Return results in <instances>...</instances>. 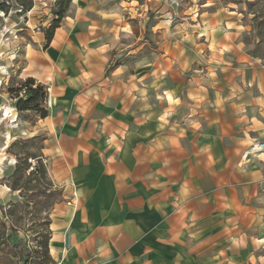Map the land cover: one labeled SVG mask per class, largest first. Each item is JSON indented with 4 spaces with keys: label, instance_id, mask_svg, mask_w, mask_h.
I'll return each instance as SVG.
<instances>
[{
    "label": "crops",
    "instance_id": "crops-1",
    "mask_svg": "<svg viewBox=\"0 0 264 264\" xmlns=\"http://www.w3.org/2000/svg\"><path fill=\"white\" fill-rule=\"evenodd\" d=\"M108 23H85L82 45L69 37L63 51L56 30L47 69L69 73L68 81L51 70L33 75L55 82L43 153L68 194L51 214L53 261L241 264L248 246L264 241V152L251 151L264 141V69L243 80L215 62L193 68L200 74L187 85L145 76L121 83L115 69L106 76L111 52L100 40ZM229 45L217 58L249 62L242 44ZM172 52L189 61L199 55L185 46Z\"/></svg>",
    "mask_w": 264,
    "mask_h": 264
},
{
    "label": "rangeland",
    "instance_id": "rangeland-1",
    "mask_svg": "<svg viewBox=\"0 0 264 264\" xmlns=\"http://www.w3.org/2000/svg\"><path fill=\"white\" fill-rule=\"evenodd\" d=\"M21 3L33 8L24 11ZM66 5L63 0H0V157H5L3 163L0 158V264H30L25 251L37 249L51 221L54 208L47 206L44 197H32L33 191L47 188L48 181L38 173L30 176L27 172L22 176V170L19 175L15 172L31 155H40L39 148L49 145L43 140L51 142V138L40 114L19 111L17 104L29 97L23 85L33 78L36 85H43L47 91L46 98L39 99V107L49 114V87L55 82L41 84L33 77L34 73L41 76L40 73L44 75L51 70L54 76L62 73V81L69 80L66 77L69 73L47 69L55 59L46 48L44 33L54 25L56 13ZM65 16L60 25L62 40L66 39L62 51L71 46L69 37L73 42L77 38V46L82 45L85 23L99 27L100 20L110 21L107 28L102 26L104 37L100 40L111 52L106 76L115 69L116 75H122L118 77L121 83L145 76V82L150 84L187 85L200 74L193 68L211 67L215 62L235 69L243 80L253 79L254 68L264 69V0H72ZM233 37L237 40H231ZM232 41L242 44L249 62L241 65L235 62L233 54L225 59L217 58L216 52L228 49ZM203 44L210 45L212 57ZM174 46H185L188 53L199 55L191 57V61L181 59L172 52ZM87 50L86 46L77 48L82 53ZM181 67L187 69L185 74L177 69ZM17 140L31 142L16 143L10 149ZM42 154L49 170V160ZM28 162L35 166L33 160ZM15 179L24 188L22 194L8 188ZM55 186L53 189L57 191L62 189L67 202L65 190L59 184ZM18 203L21 206L4 212ZM9 236L14 248L3 245ZM256 236L263 238L260 234ZM263 247L264 241L248 246L246 257L243 254L240 257L241 264H264Z\"/></svg>",
    "mask_w": 264,
    "mask_h": 264
},
{
    "label": "trees",
    "instance_id": "trees-1",
    "mask_svg": "<svg viewBox=\"0 0 264 264\" xmlns=\"http://www.w3.org/2000/svg\"><path fill=\"white\" fill-rule=\"evenodd\" d=\"M66 1L67 5L59 10L55 17L56 22L52 27L47 29L45 33V39H46V47H49L50 43L54 39L55 32L58 28H60V25L62 23V20L66 17V12L68 9V5L72 2V0H63V2ZM24 11H30L33 8V5H29V7H25L23 3L20 4ZM23 88L26 89L29 93V97L24 100L20 99L19 103L17 104V109L19 111H28L32 110L35 112H38L40 114L41 119H45L48 117V113L46 110H40L39 107V99H45L47 96V91L43 85H36V81L33 78H28L26 82L23 85ZM47 139L43 140V142H46ZM30 140L27 141H15L10 149H12L16 143H29ZM45 147H40L39 150L41 151L40 155H31V157L28 158V160H33L35 162V166H32V163H29L28 160L24 161L23 167L17 166L15 169V172L17 175H19V171L22 170V176L25 175V173L29 172V175H35L39 174L41 175L42 179H45L48 181L47 188H44L43 190L39 189L38 191L32 192V197L34 199H37L38 197H44L47 203L48 207L54 208L57 204H60L64 202V196L63 191L60 189V191H57L56 189H53V187H56L49 175L48 166L45 163L44 157H43V150ZM8 188L11 190V192L16 193L19 192V194H22L24 191V188L20 185V180L15 179L8 185ZM35 192V193H34ZM21 203L14 204L8 206V209H6L4 212H10L13 208H16V206H21ZM51 222V221H50ZM45 235L40 239L39 246L36 250L33 251H25V254L27 256V262L30 261V264H55L53 261L50 250H49V242L51 238V231H50V224L48 223V229L44 233ZM10 236L4 240L3 245L7 248H14L10 245L9 242Z\"/></svg>",
    "mask_w": 264,
    "mask_h": 264
},
{
    "label": "built area",
    "instance_id": "built-area-1",
    "mask_svg": "<svg viewBox=\"0 0 264 264\" xmlns=\"http://www.w3.org/2000/svg\"><path fill=\"white\" fill-rule=\"evenodd\" d=\"M251 151L253 153H261L264 152V141L256 142L251 146Z\"/></svg>",
    "mask_w": 264,
    "mask_h": 264
},
{
    "label": "bare ground",
    "instance_id": "bare-ground-1",
    "mask_svg": "<svg viewBox=\"0 0 264 264\" xmlns=\"http://www.w3.org/2000/svg\"><path fill=\"white\" fill-rule=\"evenodd\" d=\"M4 110H5V109H4ZM5 111H6V110H5ZM5 111H4V112H5ZM8 111H9V109H8ZM8 111H7V114L10 112V111H9V112H8ZM10 115H11V114H10ZM4 116H5V115H4ZM13 116H14V115H13ZM7 117H8V116H7ZM0 158H2L1 160H2V163H3V158H5V157L2 156V157H0ZM4 161H5V160H4ZM7 189H8V188H7ZM8 190H9V189H8Z\"/></svg>",
    "mask_w": 264,
    "mask_h": 264
}]
</instances>
